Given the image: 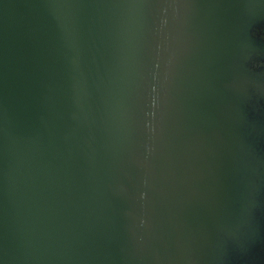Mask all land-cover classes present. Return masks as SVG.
<instances>
[{"label": "water", "instance_id": "water-1", "mask_svg": "<svg viewBox=\"0 0 264 264\" xmlns=\"http://www.w3.org/2000/svg\"><path fill=\"white\" fill-rule=\"evenodd\" d=\"M0 264H264V0H0Z\"/></svg>", "mask_w": 264, "mask_h": 264}]
</instances>
